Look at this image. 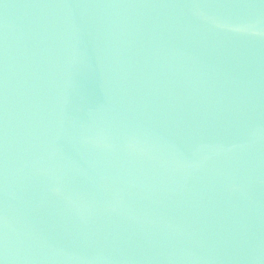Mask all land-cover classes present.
Instances as JSON below:
<instances>
[{
    "label": "water",
    "instance_id": "1",
    "mask_svg": "<svg viewBox=\"0 0 264 264\" xmlns=\"http://www.w3.org/2000/svg\"><path fill=\"white\" fill-rule=\"evenodd\" d=\"M0 264H264V0H0Z\"/></svg>",
    "mask_w": 264,
    "mask_h": 264
}]
</instances>
